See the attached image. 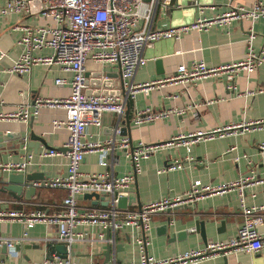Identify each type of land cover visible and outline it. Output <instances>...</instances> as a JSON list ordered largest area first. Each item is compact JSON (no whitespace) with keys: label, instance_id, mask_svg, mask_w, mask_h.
<instances>
[{"label":"crops","instance_id":"0c3cea01","mask_svg":"<svg viewBox=\"0 0 264 264\" xmlns=\"http://www.w3.org/2000/svg\"><path fill=\"white\" fill-rule=\"evenodd\" d=\"M255 0H171L166 6L159 0L155 8L151 28H170L189 23L196 18L214 17L223 14L231 5L243 4L246 7ZM2 0H0V6ZM40 24L51 23L50 18H37ZM31 23L30 17L18 19L15 14L6 18L0 16V48L7 56L0 61V113L8 114L20 104H32L36 98H65L70 93V86H56L54 80L62 77L68 80L72 74L59 65L38 63L30 73L18 75L7 69L16 59L19 49L15 40L20 35L19 25ZM251 23L247 20H233L226 25H214L207 31H190L180 39H161L153 42L143 50L145 64L139 66L132 82L139 84L168 78L176 73L180 64L189 66L193 61H203L209 67H216L230 62L240 61L247 50L245 39L249 34ZM255 37L253 47L259 51L264 45V19L252 24ZM48 49L38 55L46 56ZM86 73H101V79L107 74L113 76L115 89H119L122 77L118 76V66L101 65L88 59ZM121 74V73H120ZM116 75V76H114ZM91 77V76H90ZM96 83H89L87 90L95 92ZM264 64L247 75L241 71L234 79V88H228L225 76H210L194 84L163 83L155 85L148 91L137 92L130 100V124L127 129L125 116L117 113H105L100 127L87 126V138L104 140L114 135L119 128L134 146L139 142L157 144L170 140L179 134H189L197 130H210L229 123L264 118ZM102 90V88H100ZM196 105V108L194 107ZM149 108L152 111L182 110V113H169L165 118L134 125L131 121L137 110ZM125 110V109H124ZM198 112L194 118L193 112ZM64 117L61 108L41 107L37 115L27 122L0 120V131H31L44 141L37 152L27 147L23 141L16 140L10 149V141L3 142L0 158L6 160L21 159L25 154H33L32 166L27 173H37L39 179L65 175L66 158L63 154L68 131L55 129L53 120ZM126 132V133H125ZM125 133V134H124ZM264 143V130L245 131L234 136H225L201 141L187 152L183 146L164 147L156 150L147 159L141 161V172L134 182L124 191V196L137 192L141 206L162 196H173L189 188L194 180L204 184H217L234 180L254 171L260 178L264 177V152L258 148ZM46 145V146H45ZM55 148L61 154L40 156L43 149ZM190 158V159H189ZM171 161L183 162L179 170L158 173ZM131 160L124 150L115 148L107 156V165L100 162L97 153H86L80 164V171L86 174L108 170L117 176L132 170ZM10 173L0 174V188L5 184ZM29 185L31 182L28 183ZM251 193H255L251 197ZM66 195L63 189L35 188L29 198L15 199L8 192L0 191V210H15L29 214L42 212L46 219L62 210V200ZM78 208H100L103 201L77 197ZM107 201V198H105ZM246 202L249 205L264 204V182L246 189ZM127 210H137L136 202L127 206ZM168 223V224H167ZM242 223L240 203L234 193L222 196L205 197L191 206H181L152 215L150 230L145 234L150 242L146 246L147 255L154 258H166L188 249L204 245L206 242L224 240L233 237ZM167 224L165 229L163 226ZM194 229V230H193ZM79 237L71 242L68 254L75 259L87 262L104 263L110 260L119 262H138L140 250L134 239L138 230L129 226L112 231L97 226L81 223L74 229ZM264 232V224L258 227ZM24 226L18 218L0 220V240L2 238H20ZM25 238L8 248L0 241V264H35L45 256H52V247L65 242L59 239L58 226L47 220L37 222L25 230ZM103 234V239L99 235ZM112 248L107 254V245ZM198 264H264V249L257 252L240 251Z\"/></svg>","mask_w":264,"mask_h":264},{"label":"built area","instance_id":"2783aa9c","mask_svg":"<svg viewBox=\"0 0 264 264\" xmlns=\"http://www.w3.org/2000/svg\"><path fill=\"white\" fill-rule=\"evenodd\" d=\"M171 0H162L164 6ZM198 4V0H193ZM159 0H2L0 16L3 18L15 14L19 20L30 17L33 22L19 25L20 35L15 40L19 49L16 59L7 69L9 73L22 75L30 73L38 63L59 65L72 74L70 80L56 78V86H70V93L65 98H36L32 106L20 104L16 110L8 114L0 113V120L27 122L38 114L41 107L61 108L64 117L53 120L55 129L64 128L68 131L63 152L66 158L67 171L65 175L53 176L44 180L31 182L35 188L63 189L66 195L62 200V210L53 217L45 218L42 212H23L0 210V220L3 218H18L24 226L20 238H2L10 249L16 242L25 238V230L35 223L47 220L58 226L59 239L69 248L72 241L79 237L74 231L81 223H88L99 228L116 231L123 226H129L139 231L134 241L140 250L138 262H119L110 260L104 263L92 261L82 262L71 255L60 257L56 253L35 264H198L212 260L218 256L240 251L257 252L264 249V232L258 227L264 224V204L249 205L246 202V189L264 182L254 171L234 180L217 184H204L194 180L185 191L173 195L162 196L141 206L140 210H127L117 206L119 197L134 182L141 172V161L147 159L156 150L164 147L183 146L187 152L201 141L225 136H234L245 131L264 130V118L229 123L210 130H197L189 134H179L170 140L157 144L139 142L132 145L129 139L121 135L116 128L114 135L104 140L87 138V126L100 127L105 113L123 114L126 99H134L137 92L148 91L155 85L163 83L194 84L198 80L210 76H225L228 88H234V79L239 72L247 75L264 64V45L259 51L253 47L255 33L252 24L264 19V0H255L250 7L243 4L231 5V8L214 17L200 16L195 20L170 28L152 29L151 22ZM50 18L51 23L40 24L37 18ZM233 20H247L251 23L249 34L245 39V57L236 62H230L216 67H209L203 61H193L189 66L180 64L176 73L168 78L145 83H133L132 78L137 68L145 64L143 56L145 47L161 39H180L190 31H207L214 25H226ZM48 49L49 55L38 53ZM7 52L0 48V61ZM88 59L101 65L118 66L120 69L124 94H86V62ZM264 89H259L262 91ZM196 108V105L194 106ZM182 113V110H166L155 112L149 108L137 110L131 121L141 125L165 118L169 113ZM197 118L198 112H193ZM115 148L124 150L125 157L131 160L133 168L128 173L117 176L105 170L86 174L80 171V164L86 153H97L101 164L107 165V156ZM258 148L264 152V143ZM61 152L55 148L43 149L40 156H55ZM33 154L27 153L21 159L0 158V174L27 173L33 162ZM190 159V158H189ZM183 162L171 161L157 172L179 170ZM106 193L107 206L100 208H78L77 196L87 193ZM234 193L240 203L242 223L236 234L228 239L206 242L196 248L179 252L166 258H154L145 252L150 240L146 232L150 230L153 214L165 212L181 206H191L197 201L209 196H222ZM255 193H251L254 197ZM194 230V229H193ZM103 239V234L99 235ZM68 251V250H67Z\"/></svg>","mask_w":264,"mask_h":264},{"label":"water","instance_id":"95a60500","mask_svg":"<svg viewBox=\"0 0 264 264\" xmlns=\"http://www.w3.org/2000/svg\"><path fill=\"white\" fill-rule=\"evenodd\" d=\"M91 76V77H90ZM116 76V75H114ZM118 76L121 78L120 72L118 73ZM110 74L106 75V78L101 79V73L96 72L94 74H89L86 73V82L87 84L96 83L95 87L97 90L93 92L92 90H86V94H98V93H103V94H119L123 93L124 94V89H123V84L122 82L120 83L121 86L119 89H115V79L112 78ZM102 88V90L100 89ZM129 112H130V100L126 99L125 101V110H124V116H125V124L126 127L123 129H127L130 124V118H129ZM126 133V132H125ZM124 133V134H125ZM16 140L23 141L27 147H30L33 149V152H37V148L40 143H43L44 141L42 138L39 136L34 135L31 131H7V132H2L0 131V148H2V143L3 142H8L10 141L11 144L8 146V148L12 149L15 147V142ZM46 146V145H45ZM62 151H65L66 148L61 149ZM60 150V151H61ZM39 177L37 173H10L7 176V180L5 184L0 188V191L8 192L10 195H12L15 199H21L23 196L26 198H29L31 195L34 194L35 192V187L29 185V182L36 181L38 180ZM85 196L91 200H94V203H98L99 200L103 201L102 205L107 206V201L105 200L108 195L106 193H87ZM136 202L137 204V210H140L141 204L138 199V194L137 192L135 193H130L127 196H121L118 199L117 206L122 209H126L128 205L131 203ZM168 224V223H167ZM167 224L163 226L165 229L167 228ZM112 248L111 244L107 245V254L110 253ZM52 251H55L57 255L60 257H66L68 255L67 247L66 244L61 243L57 244L52 247ZM46 257H49L47 255Z\"/></svg>","mask_w":264,"mask_h":264}]
</instances>
